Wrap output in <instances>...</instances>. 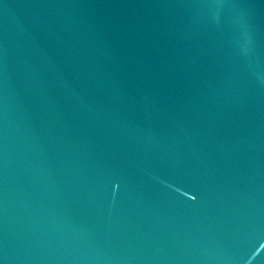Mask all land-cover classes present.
<instances>
[{"label":"water","instance_id":"water-1","mask_svg":"<svg viewBox=\"0 0 264 264\" xmlns=\"http://www.w3.org/2000/svg\"><path fill=\"white\" fill-rule=\"evenodd\" d=\"M0 264H264V0H0Z\"/></svg>","mask_w":264,"mask_h":264}]
</instances>
